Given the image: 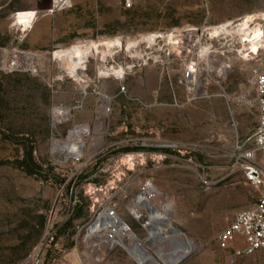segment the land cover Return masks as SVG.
<instances>
[{
  "label": "rangeland",
  "instance_id": "rangeland-1",
  "mask_svg": "<svg viewBox=\"0 0 264 264\" xmlns=\"http://www.w3.org/2000/svg\"><path fill=\"white\" fill-rule=\"evenodd\" d=\"M132 1L74 0L48 14L50 0H0V63L33 55L19 72L0 70V264H18L52 231L61 250H48V264H166L180 239L192 245L180 264H228L217 235L259 198L231 153L257 126L264 15L249 22L260 27L251 38L240 24L264 0ZM79 44L90 49L71 73L72 58L56 53ZM78 125L87 131L74 157L56 141ZM145 182L169 219L166 240L150 236L147 209L142 220L131 212ZM108 201L138 256L112 243L114 229L83 239ZM235 264H264V254Z\"/></svg>",
  "mask_w": 264,
  "mask_h": 264
},
{
  "label": "built area",
  "instance_id": "built-area-1",
  "mask_svg": "<svg viewBox=\"0 0 264 264\" xmlns=\"http://www.w3.org/2000/svg\"><path fill=\"white\" fill-rule=\"evenodd\" d=\"M74 0H50L47 8L48 14L69 9L73 6ZM133 5L132 0H123V7L130 9ZM33 58L31 53L21 54L18 51H12L7 64L0 63V70L9 72H19L23 70L22 63ZM25 63H27L25 61ZM29 64V63H28ZM31 65V64H29ZM32 68H29L31 70ZM194 68L188 67L185 77L192 79L194 77ZM256 101L258 108L257 126L254 132L243 140L235 143L232 158V172L239 173L244 180L259 191V198L254 207L239 211L235 214L232 222L217 235V244L224 252L232 251L227 256L228 264H235L239 258L247 255H253L258 251L264 254V73L255 75ZM153 186L150 182H145L142 186L144 197H152L155 192L148 194V187ZM138 195L135 199L137 201ZM73 203H76L74 200ZM116 202H105L103 210L95 216L86 229L83 236L84 240H92L95 235L88 236L89 227L101 216L114 217L116 213ZM114 225H109L108 235ZM79 234H77V239ZM60 249L56 233L49 232L40 243L18 264H48L46 263V253L49 249ZM58 258L54 257L51 264H58ZM62 264V263H60Z\"/></svg>",
  "mask_w": 264,
  "mask_h": 264
},
{
  "label": "bare ground",
  "instance_id": "bare-ground-1",
  "mask_svg": "<svg viewBox=\"0 0 264 264\" xmlns=\"http://www.w3.org/2000/svg\"><path fill=\"white\" fill-rule=\"evenodd\" d=\"M255 16L248 15L247 17H245V19H243V22L240 24V27L243 30L249 29V31H246V34H247L246 38H251L254 35V33H256L258 31V29H260V27H256V26L255 27L254 26L250 27V25H249V22L253 21ZM229 25H230V23H228L226 25L218 26V27L215 28V32H217L218 29L227 30V27H229ZM236 26H238V25H236ZM150 39H151V37H150ZM89 49H90V47L87 44H79V45L73 46L71 49H66V50L60 51V52L56 53V55H58V56L59 55H61V56L67 55L69 58L71 57L73 63H72L71 66H68V67H70V72L74 73L76 68H77V63L75 62L74 58L75 57H79L80 58L83 54H86L85 52L88 51ZM199 85L200 84L198 83V86ZM86 131L87 130H85L84 125L76 126L75 129L73 130L72 140L71 141H65V142L56 141V147L58 149H60L61 151L70 152L71 155L74 156V157H78L80 155V153H79L80 150H79V148H77V143L78 142L75 141V139H76V137H80L83 133H86ZM153 192L158 194V189L155 188L154 186L148 187V194H151ZM138 196L139 197H138V199L136 201V204L131 206V212L134 214V217L136 219H138V220H142L143 219L142 208L144 207L145 209H147L148 210V218H149L148 220L149 221H147L146 223L150 227V230H149L150 236H152L154 238L158 237V238H162V239L166 240L167 236H166V234L163 231L164 230L163 226L169 223V219L167 217H165L164 215H162L160 212H158L155 208H153L151 206V204L149 203V200H148L149 198L148 197L145 196L146 197L145 198L144 196H142V194H140ZM109 225H114L113 229L117 232L116 233L117 236H116V238H114L112 240V243L113 244H120V245L124 246L129 251V253L131 255H133L134 257L138 256V251H140L138 241H136L135 247H130V246H128L125 243L124 237L122 235V232H123L122 228L123 227L121 226V228H119L120 225H122V220H121V218L118 215H116L114 217H108V218L106 216L99 217L90 226L87 235L90 236V235L96 234L100 230H102L104 228H107ZM128 230H130L129 226H128ZM101 232H108V231L103 230ZM129 236L131 238H134V235L132 233H130ZM186 241L187 240H185V239H180L178 242L183 247L182 250L175 251V255L174 256H166V257H164V260L166 261V264H173L178 258L183 256L185 253H190L191 252L192 245H191V243H189L188 241H187L188 242L187 243ZM187 245H188L187 249H184V246H187ZM163 255H166V254H163ZM149 261H152L151 264H162L160 261H158L154 257L150 258Z\"/></svg>",
  "mask_w": 264,
  "mask_h": 264
},
{
  "label": "trees",
  "instance_id": "trees-1",
  "mask_svg": "<svg viewBox=\"0 0 264 264\" xmlns=\"http://www.w3.org/2000/svg\"><path fill=\"white\" fill-rule=\"evenodd\" d=\"M26 157H27L28 164L30 165V167H34L35 164H34V161H33V158H32V152H31L30 149L27 151Z\"/></svg>",
  "mask_w": 264,
  "mask_h": 264
},
{
  "label": "crops",
  "instance_id": "crops-1",
  "mask_svg": "<svg viewBox=\"0 0 264 264\" xmlns=\"http://www.w3.org/2000/svg\"><path fill=\"white\" fill-rule=\"evenodd\" d=\"M263 14H264V12H261V13L260 12L259 13L258 12H250V13H247L246 15H254V16L256 15L257 16V15H263ZM4 48L5 47H0V51H5ZM3 53L4 52H2V53L0 52V54H3ZM1 58H4V55H2ZM0 60L2 61V59H0Z\"/></svg>",
  "mask_w": 264,
  "mask_h": 264
},
{
  "label": "water",
  "instance_id": "water-1",
  "mask_svg": "<svg viewBox=\"0 0 264 264\" xmlns=\"http://www.w3.org/2000/svg\"><path fill=\"white\" fill-rule=\"evenodd\" d=\"M189 256V253H185L183 256H181L180 258H178L173 264H180L182 263L184 260H186Z\"/></svg>",
  "mask_w": 264,
  "mask_h": 264
}]
</instances>
